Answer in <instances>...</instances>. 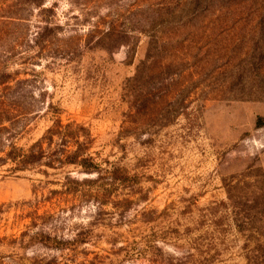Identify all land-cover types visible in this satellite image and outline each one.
I'll return each mask as SVG.
<instances>
[{
  "label": "rangeland",
  "instance_id": "1",
  "mask_svg": "<svg viewBox=\"0 0 264 264\" xmlns=\"http://www.w3.org/2000/svg\"><path fill=\"white\" fill-rule=\"evenodd\" d=\"M262 19L264 0H0L17 144L61 120L93 162L0 167V264H249L228 186L264 177Z\"/></svg>",
  "mask_w": 264,
  "mask_h": 264
},
{
  "label": "trees",
  "instance_id": "2",
  "mask_svg": "<svg viewBox=\"0 0 264 264\" xmlns=\"http://www.w3.org/2000/svg\"><path fill=\"white\" fill-rule=\"evenodd\" d=\"M1 24L5 23L1 22ZM257 30L263 39L264 19L258 23ZM8 54L12 52L9 51ZM5 59H8V56ZM20 84L13 85V80L3 69H0V167L12 164L13 171L16 172L26 171L38 164L50 168H54L55 164L81 165L86 169L91 168L92 158L86 154L89 147L88 134L81 126L64 125L59 120L53 128L48 130L42 140L29 148L17 144L27 128L26 121L29 118V103L26 101L29 99V93L20 90ZM44 143L47 145L46 148ZM53 146L55 149L48 154L47 150ZM72 146L76 148L73 149ZM228 187V200L236 211V227L241 233L249 231L252 233L251 237L258 241L255 250L257 256L249 258V264H264V242H262L264 239V177L262 176L258 187L256 185H250L247 188L232 185ZM246 191L248 194H243L247 193ZM39 238L45 240L43 234L39 235Z\"/></svg>",
  "mask_w": 264,
  "mask_h": 264
}]
</instances>
